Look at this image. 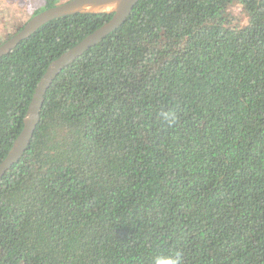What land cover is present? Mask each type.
Returning <instances> with one entry per match:
<instances>
[{"label": "trees", "instance_id": "obj_1", "mask_svg": "<svg viewBox=\"0 0 264 264\" xmlns=\"http://www.w3.org/2000/svg\"><path fill=\"white\" fill-rule=\"evenodd\" d=\"M67 1L18 2L23 21L0 45ZM112 16L56 19L0 60V163L49 64ZM160 253L264 264V0H140L55 79L0 180V264Z\"/></svg>", "mask_w": 264, "mask_h": 264}, {"label": "water", "instance_id": "obj_2", "mask_svg": "<svg viewBox=\"0 0 264 264\" xmlns=\"http://www.w3.org/2000/svg\"><path fill=\"white\" fill-rule=\"evenodd\" d=\"M140 0H68L32 17L15 35L0 45V60L9 55L21 42L30 38L44 25L77 14H108L111 20L86 36L81 42L53 60L36 86L24 117V126L15 139L7 157L0 163V180L27 151L41 120V112L48 90L59 74L91 48L99 45L119 29L129 18Z\"/></svg>", "mask_w": 264, "mask_h": 264}, {"label": "rangeland", "instance_id": "obj_3", "mask_svg": "<svg viewBox=\"0 0 264 264\" xmlns=\"http://www.w3.org/2000/svg\"><path fill=\"white\" fill-rule=\"evenodd\" d=\"M0 0V41H4L7 33L14 32L21 21H23V17L25 16L19 10L20 6L18 2L22 0ZM20 4H25V2H21ZM32 5V3H30ZM27 14V12H26ZM246 17L244 16L243 19Z\"/></svg>", "mask_w": 264, "mask_h": 264}, {"label": "clouds", "instance_id": "obj_4", "mask_svg": "<svg viewBox=\"0 0 264 264\" xmlns=\"http://www.w3.org/2000/svg\"><path fill=\"white\" fill-rule=\"evenodd\" d=\"M163 119L171 127L177 122V116L174 113L168 112L162 114ZM152 264H183L182 256L180 253L164 254L160 253L153 257Z\"/></svg>", "mask_w": 264, "mask_h": 264}]
</instances>
